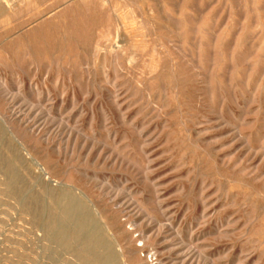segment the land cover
Here are the masks:
<instances>
[{
	"label": "rangeland",
	"instance_id": "374dc122",
	"mask_svg": "<svg viewBox=\"0 0 264 264\" xmlns=\"http://www.w3.org/2000/svg\"><path fill=\"white\" fill-rule=\"evenodd\" d=\"M0 3L3 6L0 9V72L2 71L0 75L7 80L10 86L12 84V88L20 85L27 97L32 95L28 97L31 101L22 100L21 98L17 99L18 104L17 101L12 104L13 109H19L22 106L26 110L28 107L27 111L32 109L33 113L38 114L42 112L41 109L44 106H50L52 103L54 107L53 116H56L58 111H61L65 113L64 116L66 115V118H70L69 122L71 124L75 125L77 121V126L80 128L82 136H89L91 134L90 136L95 137L93 139L94 142L101 139L103 143L100 145L110 152H112V147L119 148L117 146H120L122 148L123 146L122 149L126 153L128 152V155L137 158L135 159L138 162L137 166L140 170L139 172H132L114 167L112 159H109L110 152H107V155L103 156L99 161V155L97 154H99L101 149L97 148V151L95 150L96 153L89 154V150L80 147L76 155L77 163L76 160L74 162L78 169L84 174H88V178L94 181L99 179L97 182H103L102 184L110 183L111 181V188L116 193L117 191L120 192L119 206L126 204L127 206H124L128 208L127 213L131 210L130 215H134L138 211L134 201L129 199L134 196L140 197V199L142 198L141 200L144 203L149 202L152 208L155 204L154 208H161L159 212L156 210V213H158V216L156 214L158 222L152 223L149 220H145L143 229L146 228L145 230L152 232L158 230L161 223L163 227L165 226L160 240H152L148 243L149 245L147 244V248L153 246V244L155 245L153 247L160 248V255L164 261L163 264L171 263V260L172 262L175 261L174 258H176V255L172 253L174 246L178 245V243L185 246L184 248L186 250L192 249V251L196 250L195 252L202 253V256L205 258H216L217 264H236L237 262V264H264V185H262L264 181L261 178H257L258 175L254 169L255 166L262 164V170L260 169L259 172L263 174L264 163H262L259 157H248L247 150L244 148V144L239 136V132L244 130L242 131L243 134L250 135L252 139H256V141L253 140L254 146L261 145L264 142V124H262L264 122V0H256V3L255 0H35V2L34 0L32 2L31 0H23L22 3H19L17 0H0ZM34 4L37 5L34 6ZM187 7L189 13H187L188 11L186 12ZM75 9L77 10L75 11ZM183 9L186 13L183 12ZM179 12L182 13L179 14ZM89 13L91 14L89 15ZM109 13L112 14L110 15ZM174 17H176V20ZM6 19L10 23L5 24L7 22ZM179 22L183 24H179ZM205 23L208 24L206 25ZM150 24L152 25L150 26ZM167 24L171 25L170 27L172 28ZM174 28L175 30H173ZM186 30L188 31L187 33L184 32ZM245 33L248 36L246 34L243 37ZM184 35L186 36L184 37ZM262 36L263 41L261 39ZM186 37L190 38V41L187 40L186 42ZM228 39L229 41H227ZM257 39H261L262 42ZM202 40L203 42L200 46ZM133 41L137 45L134 46ZM215 45L218 47H215ZM221 47L224 51L221 50ZM234 51H236V54H233ZM130 56L131 58H129ZM224 56H226V59ZM202 58L206 64L202 62ZM27 61L29 62L27 63ZM25 67L27 68L25 69ZM198 69L199 72H197ZM209 70L211 71L209 72ZM216 70L219 71L216 72ZM253 70L254 72H252ZM151 71L153 72L151 73ZM159 74L161 77H159ZM217 74L218 76H216ZM195 76L197 77L195 78ZM212 79L213 82H211ZM215 80L218 82L216 83ZM220 80L223 81V89L226 92L223 89L216 88V84L220 83ZM246 80L249 86L247 84L245 85ZM202 81H205V84L201 83ZM175 85L177 88H175ZM255 85H258V88ZM233 87L234 90L232 89ZM111 94L113 97L115 96L114 99ZM117 94H119V97ZM214 95L215 97H213ZM222 97L226 100L222 99ZM27 101H30V104ZM234 102L235 104H233ZM148 103L151 104L149 105ZM211 106L212 108H209ZM40 117L39 119L43 120ZM84 124L85 126H83ZM251 133L257 137H254ZM104 141L108 145L104 144ZM132 142H134V145ZM207 147L208 149H205ZM214 156H217L216 159ZM242 158L243 160H241ZM218 159L221 164L218 162ZM83 161H85V164ZM196 163L198 164L196 165ZM26 167L30 169H26ZM20 171L21 173L25 172L22 175L28 182L33 183L32 185H35L34 181L38 182L39 179L46 182L43 179L44 177H42V173L27 160L20 167ZM50 172L53 179L63 177V171L60 168L51 167ZM201 173L204 174L202 175ZM89 175L91 176L89 177ZM33 176L36 177L32 178ZM202 180L205 181L203 182ZM49 184H53L54 186L56 183L49 182ZM60 188L56 190H60ZM130 191L132 192L130 193ZM252 192H254L253 195L250 194ZM77 195L90 205L93 213L98 218L92 204L88 203L80 193H77ZM126 195L128 199L125 197ZM247 198L249 199L246 200ZM7 199L9 198L0 196V205L2 204L3 206H0V264H26V260H24L25 263H21V260L23 261L25 259L26 250L30 247V244L36 246L37 243L39 248L42 246V243L39 242L41 234L38 231L36 232V230L32 231L33 229H31L32 226L28 220L29 218L19 213V206L17 207V204L12 202L13 200ZM125 200L129 201L125 202ZM255 204L260 207H257ZM116 206L112 207L111 205H107L104 211L106 220L114 227H117L115 210L119 208L118 205ZM16 212L19 214H16ZM27 220L29 222L28 224ZM155 226L157 227L155 228ZM26 228L27 230L25 231L24 229ZM118 230L119 232L117 231L118 233L116 235L119 239H122L121 242L124 241L122 244L126 250L131 247V244L129 243V239L128 241L127 239L123 240V236L121 235L122 230L119 228ZM176 231L177 233H175ZM171 234L177 239L175 241L177 243L171 242V238L173 237H171ZM138 235L139 232L135 233L134 237ZM110 238L113 245H116V241L111 236ZM253 239L254 242L252 241ZM25 240L29 245L25 243ZM16 244L19 245L17 246ZM137 245L142 246L143 243L139 244L138 242ZM253 245L255 246L253 247ZM37 246L36 249H38ZM203 248L206 252H204ZM17 250L21 251L18 252ZM39 251L41 252V249L37 250V252ZM142 256L144 257L145 254H142ZM260 259H263V261ZM129 261L132 260L129 259Z\"/></svg>",
	"mask_w": 264,
	"mask_h": 264
},
{
	"label": "bare ground",
	"instance_id": "6f19581e",
	"mask_svg": "<svg viewBox=\"0 0 264 264\" xmlns=\"http://www.w3.org/2000/svg\"><path fill=\"white\" fill-rule=\"evenodd\" d=\"M19 3H22L23 0H17ZM28 1V0H27ZM87 1V0H86ZM93 1V0H90ZM145 1V0H144ZM189 1V0H188ZM6 2V1H5ZM10 2V1H9ZM14 2V1H13ZM32 2V0H31ZM35 2V0H34ZM67 2V1H65ZM101 2V1H100ZM15 3V2H14ZM26 3V1H25ZM79 3V1H78ZM81 3V2H80ZM94 3V2H93ZM102 3V2H101ZM104 3V2H103ZM182 3V2H181ZM254 3V1H253ZM256 3V0H255ZM10 4V3H9ZM68 4V3H67ZM90 4V3H89ZM187 4V3H186ZM189 4V3H188ZM6 5V4H5ZM11 5V4H10ZM9 5V6H10ZM13 5V4H12ZM37 4H34V6ZM73 5V4H72ZM78 5V4H77ZM86 5V4H85ZM94 5V4H93ZM166 5V4H165ZM164 5V6H165ZM16 6V5H15ZM18 6V5H17ZM20 6V5H19ZM181 6V4H180ZM2 4L0 3V9H1ZM8 7V6H7ZM12 7V6H10ZM21 7V6H20ZM83 7V6H82ZM94 7V6H93ZM107 7V5H106ZM116 7V6H115ZM119 7V5H118ZM166 7V6H165ZM177 7V6H176ZM13 8V7H12ZM28 8V7H27ZM31 8L34 9L33 6ZM72 9V7H70ZM101 8V7H100ZM109 9H111L108 6ZM148 8V7H147ZM180 8V7H179ZM5 9V8H4ZM23 9V8H22ZM78 9V8H77ZM75 9V11L77 10ZM97 9V8H96ZM115 9V8H114ZM122 9V8H120ZM163 9V8H162ZM178 9V8H176ZM9 10V9H8ZM35 10V9H34ZM79 10V9H78ZM84 10V9H83ZM91 10V9H90ZM95 10V9H94ZM100 11V9H98ZM105 10V9H104ZM103 10V11H104ZM152 10V9H151ZM175 10V9H174ZM186 10V9H185ZM11 11V10H10ZM20 11V10H19ZM24 11V10H23ZM28 11V10H27ZM33 11V10H32ZM66 11V10H65ZM71 11V10H70ZM74 11V12H75ZM86 11V10H85ZM84 11V12H85ZM96 11V10H95ZM123 11V10H122ZM119 11V12H122ZM154 11V10H153ZM176 11V10H175ZM188 11V7L186 12ZM22 12V11H21ZM30 12V11H29ZM64 12V11H63ZM68 12V11H67ZM102 12V11H101ZM110 12V11H109ZM134 12V11H133ZM177 12V11H176ZM184 12V9H183ZM184 12V13H186ZM4 13V12H3ZM12 13V11H11ZM31 13V12H30ZM59 13V12H58ZM66 13V12H65ZM73 13V12H72ZM78 13V12H77ZM86 13V12H85ZM104 13V12H103ZM124 13V12H123ZM122 13V14H123ZM143 13V12H142ZM162 13V12H161ZM164 13V12H163ZM169 14V12L167 11ZM173 13V11H172ZM182 12H179V14ZM189 13V11L187 12ZM2 14V13H1ZM18 14V13H17ZM34 14V13H33ZM36 14V13H35ZM38 14V12H37ZM80 14V13H79ZM91 13H89L90 15ZM110 14V13H109ZM112 14V13H111ZM110 14V15H111ZM127 14V13H126ZM135 14V13H134ZM153 14V12H152ZM9 15V14H7ZM15 15V14H14ZM82 15V12H81ZM84 15V14H83ZM93 15V14H92ZM108 15V14H107ZM109 15V16H110ZM150 15V14H149ZM190 15V14H187ZM260 15V14H259ZM4 16V15H3ZM16 16V15H15ZM36 16V15H35ZM43 16V15H42ZM67 16V15H66ZM71 16V15H70ZM97 16V14H96ZM136 16V15H135ZM153 16V15H152ZM183 16V15H182ZM212 16V15H211ZM6 17V16H5ZM8 17V16H7ZM88 17V16H87ZM140 17V16H139ZM168 17V16H167ZM166 17V18H167ZM189 17V16H188ZM187 17V18H188ZM14 18V17H13ZM113 18V17H112ZM170 18V17H169ZM173 18V16H172ZM176 20V17H174ZM45 19V18H43ZM108 19V18H107ZM138 19V18H137ZM155 19V18H154ZM179 19H181L179 17ZM186 19V17H185ZM184 19V20H185ZM196 19V18H195ZM194 19V20H195ZM5 20V19H4ZM7 20V19H6ZM91 20V17H90ZM112 20V19H111ZM135 20V19H134ZM146 20V19H145ZM156 20V19H155ZM7 20V23H10V21ZM108 21V20H107ZM142 21V20H141ZM151 21V20H150ZM160 21V20H159ZM172 21V20H170ZM187 21V20H185ZM208 21V20H207ZM210 21V20H209ZM84 22V21H83ZM90 22V21H89ZM96 22V21H95ZM143 22V21H142ZM141 22V23H142ZM174 22V20H173ZM189 22V21H187ZM191 22V21H190ZM4 23V22H3ZM112 23V22H111ZM119 23V22H118ZM128 23H130L128 21ZM145 23V22H144ZM154 23V22H153ZM170 23V22H169ZM122 24V23H121ZM179 24H183L179 22ZM197 24V23H196ZM206 24V23H205ZM208 24V23H207ZM206 24V25H207ZM112 25V24H111ZM129 25V24H128ZM134 25V24H133ZM138 25V24H136ZM147 25V22H146ZM152 24H150L151 26ZM156 25V24H155ZM164 25V24H163ZM168 25V24H167ZM231 25V24H230ZM10 26V25H9ZM8 26V27H9ZM123 26V25H122ZM130 26V25H129ZM160 26V25H159ZM169 27L171 25H168ZM245 26V25H243ZM248 26V25H247ZM250 26V25H249ZM36 27V25H35ZM110 27V26H109ZM168 27V28H169ZM185 27V26H184ZM188 27V26H187ZM191 27V26H190ZM198 27V26H197ZM3 28V27H2ZM119 28V26H118ZM125 28V27H124ZM128 28V27H127ZM130 28V27H129ZM134 28V27H132ZM139 28V27H138ZM137 28V29H138ZM145 28V27H144ZM164 28V27H163ZM172 28V27H170ZM203 28V27H202ZM247 28V27H246ZM37 29V27H36ZM115 29V28H113ZM146 29V28H145ZM156 29V28H155ZM160 29V28H159ZM185 29V28H184ZM187 29V28H186ZM192 29V28H190ZM208 29V28H206ZM215 29V28H213ZM233 29V28H232ZM235 29V27H234ZM233 29V32H234ZM22 30V29H20ZM120 30V29H119ZM118 30V31H119ZM134 30V29H133ZM149 30V29H148ZM157 30V29H156ZM172 30V29H171ZM175 30V28L173 29ZM182 30V29H181ZM194 30V29H193ZM203 30V29H202ZM18 31V30H17ZM38 31V30H37ZM108 31V30H107ZM110 31V30H109ZM126 31V30H125ZM130 31V30H129ZM140 31V29H139ZM153 31V30H152ZM183 31V30H182ZM198 31V30H197ZM196 31V33H197ZM207 31V30H206ZM250 31V30H249ZM112 32V30H111ZM121 32V31H120ZM136 32V30H135ZM169 32V31H168ZM184 32H188L187 30ZM181 32V33H184ZM209 32V31H208ZM212 32V31H210ZM226 32V31H225ZM40 33V32H39ZM119 33V32H118ZM177 33V32H176ZM192 33V32H191ZM220 33V32H219ZM227 33V32H226ZM105 34V33H104ZM124 34V33H123ZM127 34V33H126ZM131 34V32H130ZM149 34V33H147ZM172 34V33H171ZM193 34V33H192ZM202 34V33H201ZM218 34V33H217ZM238 34V33H237ZM243 35V37L246 36ZM15 35V34H13ZM102 35V34H101ZM121 35V34H120ZM128 35V34H127ZM135 35V34H134ZM174 35V34H173ZM176 35V34H175ZM183 35V34H181ZM188 35V34H187ZM210 35V34H208ZM216 35V34H215ZM222 35V34H220ZM219 35V37H220ZM227 35V34H226ZM12 36V35H11ZM28 36V35H27ZM126 36V35H125ZM132 36V35H131ZM139 36V35H138ZM164 36V35H163ZM167 36V34H166ZM186 35H184L185 37ZM190 36V35H189ZM201 36V35H200ZM248 36V34H247ZM99 37V36H98ZM101 37V36H100ZM117 37V35H116ZM124 37V36H121ZM145 37H147L145 35ZM172 37V35H171ZM178 37V36H177ZM196 37V36H195ZM210 37V36H209ZM229 37V36H228ZM239 37V36H238ZM242 37V38H243ZM34 38V37H33ZM141 38V37H140ZM187 38V37H186ZM201 38V37H200ZM216 38V37H215ZM214 38V39H215ZM232 38V36H231ZM24 39V38H23ZM37 39V38H36ZM35 39V40H36ZM119 39V38H118ZM173 39V38H172ZM184 39V38H183ZM182 39V40H183ZM234 39V38H232ZM262 41H263V36H262ZM261 39H257L260 40ZM43 40V39H42ZM98 40V39H97ZM103 40V39H102ZM143 41V39H141ZM190 41V38L186 39ZM211 40V39H210ZM244 40V38H243ZM249 40V39H247ZM14 41V40H13ZM24 42V40H22ZM107 41V40H106ZM197 41V40H196ZM225 42V40H223ZM229 41V39L227 40ZM246 41V40H245ZM261 41V42H262ZM30 42V41H29ZM34 42V41H33ZM95 42V41H94ZM100 42V41H98ZM113 42V41H112ZM134 42V41H133ZM139 42V41H138ZM137 42V43H138ZM145 42V41H144ZM193 42V41H192ZM203 40L200 42V46L202 45ZM215 42V41H214ZM244 42V41H243ZM111 43V42H110ZM213 43V42H212ZM255 43V42H254ZM99 44V43H98ZM140 44V43H139ZM187 44V43H186ZM199 44V43H198ZM243 44V43H242ZM21 45V44H20ZM26 45V44H25ZM110 45V44H109ZM137 45L134 42V46ZM175 45V44H174ZM197 45V43H196ZM218 45V44H217ZM215 45V47H218ZM225 45V44H224ZM230 45V43H229ZM241 45V44H240ZM253 45V44H252ZM24 46V45H23ZM94 46V45H93ZM92 46V47H93ZM222 46V45H221ZM231 46V45H230ZM234 46V45H233ZM17 47V46H16ZM34 47V46H33ZM98 47V46H97ZM141 47V46H140ZM144 47V46H143ZM199 47V46H198ZM26 48V47H25ZM119 48V47H118ZM232 48V47H230ZM41 49V48H40ZM96 49V48H95ZM101 49V48H100ZM206 49V48H205ZM22 50V49H21ZM25 50V49H24ZM111 50V49H110ZM113 50V49H112ZM120 50V49H119ZM134 50V49H133ZM197 50V49H196ZM213 50V49H212ZM221 50L224 51L221 47ZM252 50V49H251ZM249 50V51H251ZM27 51V50H26ZM30 51V50H28ZM121 51V50H120ZM124 51V50H123ZM232 51V50H231ZM240 51V50H239ZM238 51V52H239ZM245 51V50H244ZM14 52V51H13ZM42 52V51H41ZM110 52V51H109ZM192 52V51H191ZM214 52V51H213ZM29 53V52H27ZM32 53V52H31ZM96 53V52H95ZM118 53V52H117ZM120 53V52H119ZM123 53V52H122ZM160 53V52H159ZM199 53V52H198ZM222 53V52H218ZM224 53V52H223ZM246 53V52H245ZM252 53V52H251ZM18 54V53H17ZM155 54V53H154ZM233 54H236V51L233 52ZM241 54V53H240ZM248 54V53H247ZM250 54V52H249ZM28 55V54H27ZM26 55V56H27ZM97 55V54H96ZM99 55V54H98ZM121 56V54H119ZM157 56V54H155ZM160 55V54H159ZM214 55V54H213ZM223 55V54H222ZM230 55V54H229ZM124 56V55H123ZM161 56V55H160ZM197 56V55H196ZM203 56V55H202ZM231 56V55H230ZM2 57V56H1ZM153 57V56H152ZM181 57V56H180ZM226 56H224L225 58ZM234 57V56H233ZM244 57V56H243ZM247 57V56H246ZM251 57V56H249ZM256 57V56H255ZM27 58V57H26ZM31 58V55H30ZM41 58V57H40ZM114 58V57H113ZM125 58V57H124ZM131 58V56L129 57ZM161 58V57H159ZM198 58V57H197ZM196 58V59H197ZM231 58V57H230ZM235 58V57H234ZM241 58V57H240ZM248 58V57H247ZM246 58V59H247ZM32 59V58H31ZM45 59V58H44ZM119 59V58H118ZM158 59V58H157ZM226 59V58H225ZM17 60V59H16ZM28 60V58H27ZM58 60V59H57ZM129 61V59H127ZM126 60V61H127ZM152 60V59H151ZM155 60V59H154ZM224 60V59H223ZM232 60V58H231ZM230 60V61H231ZM48 61V60H47ZM159 61V60H158ZM157 61V62H158ZM208 61V60H207ZM234 61V60H233ZM256 61V60H255ZM22 62V61H21ZM29 61H27L28 63ZM55 62V61H54ZM53 62V63H54ZM69 62V61H68ZM153 62V61H152ZM162 62V61H160ZM194 62V61H193ZM202 62H204L202 58ZM212 62V61H211ZM216 62V61H215ZM218 62V61H217ZM24 63V62H23ZM22 63V64H23ZM71 63V62H70ZM164 63V62H163ZM190 63V62H189ZM221 63H223L221 61ZM226 63V61H224ZM232 63V62H231ZM41 64V63H40ZM46 64V63H45ZM206 64V63H205ZM204 64V65H205ZM213 64V63H212ZM216 64V63H215ZM214 64V65H215ZM239 64V63H238ZM251 64V63H249ZM31 65V63H30ZM35 65V64H34ZM48 65V63H47ZM58 65V64H57ZM61 65V64H59ZM149 65V64H148ZM155 65V64H153ZM160 65V64H159ZM162 65V64H161ZM195 65V62H194ZM202 65V64H201ZM232 65V64H231ZM235 65V64H234ZM1 66V63H0ZM7 66V65H6ZM20 66V65H19ZM33 66V64H32ZM44 66V64H43ZM53 66V65H52ZM73 66V65H72ZM102 66V65H101ZM165 66V65H164ZM207 66V65H206ZM205 66V67H206ZM218 66V64H217ZM4 67V65H3ZM21 67V66H20ZM45 67V66H44ZM50 67V65H49ZM57 67V66H56ZM74 67V66H73ZM155 67V66H154ZM153 67V69H155ZM166 67V66H165ZM164 67V68H165ZM184 67V66H183ZM186 67V65H185ZM188 67V66H187ZM195 67V66H194ZM199 67V66H197ZM202 67V66H201ZM213 67V66H212ZM230 67V66H229ZM246 67V66H245ZM253 67V66H252ZM16 68V67H15ZM27 67H25L26 69ZM149 68V67H148ZM163 68V67H162ZM190 68V67H189ZM211 68V67H210ZM232 68V67H231ZM249 68V67H248ZM29 69V67H28ZM32 69V68H31ZM151 69V68H150ZM166 69V68H165ZM186 69V68H185ZM192 69V68H191ZM217 69V68H216ZM229 69V68H228ZM238 69V68H237ZM24 70V69H23ZM66 70V69H65ZM152 70V69H151ZM201 70V69H200ZM215 70V69H214ZM21 71V69H20ZM67 71V70H66ZM158 71V69H157ZM211 70H209L210 72ZM219 71V70H218ZM216 70V72H218ZM234 71V70H233ZM2 72V71H1ZM0 72V74H1ZM14 72V71H13ZM31 72V71H30ZM153 71H151L152 73ZM168 73V71H166ZM193 72V70H192ZM191 72V73H192ZM199 72V69L198 71ZM247 72V69H246ZM254 72V70L252 71ZM261 72V71H260ZM263 72V71H262ZM155 73V72H154ZM170 73V72H169ZM172 73V72H171ZM174 73V72H173ZM202 74V72H200ZM230 73V72H229ZM228 73V74H229ZM248 73V72H247ZM9 74V73H8ZM27 74V73H26ZM29 74V73H28ZM194 74V73H193ZM198 74V73H197ZM209 74V73H208ZM221 74V72H220ZM219 74V75H220ZM235 74V73H232ZM262 74V73H261ZM16 75V74H15ZM160 75V74H159ZM184 75V74H183ZM204 75V74H203ZM213 75V74H212ZM247 75V74H246ZM28 76V75H27ZM31 76V75H30ZM33 76V75H32ZM109 76V75H108ZM167 76V75H166ZM182 76V75H181ZM205 76V75H204ZM218 76V74L216 75ZM230 76V75H229ZM259 76V75H258ZM63 77V76H62ZM152 77V76H151ZM154 77V76H153ZM161 77V75L159 76ZM178 77V76H177ZM197 76H195L196 78ZM208 77V76H207ZM9 78V77H8ZM14 78V77H13ZM23 78V77H22ZM173 78V77H172ZM205 78V77H204ZM213 78V76H212ZM218 78V77H217ZM245 78V77H243ZM242 78V79H243ZM250 78V77H249ZM20 79V78H19ZM18 79V80H19ZM70 79V78H69ZM119 79V78H118ZM158 79V78H157ZM179 79V78H178ZM177 79V80H178ZM183 79V78H182ZM193 79V78H192ZM201 79V77H200ZM259 79V78H258ZM261 79V77H260ZM259 79V80H260ZM14 80V79H13ZM31 80V79H30ZM104 80V79H103ZM108 80V79H107ZM113 80V79H111ZM117 80V79H116ZM176 80V79H175ZM204 80V79H203ZM106 81V80H105ZM163 81V80H162ZM165 81V79H164ZM172 81V80H171ZM179 81V80H178ZM245 81V80H244ZM250 81V80H249ZM248 81V82H249ZM258 81V80H257ZM13 82V81H12ZM26 82V81H25ZM24 82V83H25ZM109 82V81H108ZM205 82V81H204ZM203 81L201 83H204ZM213 82V79L212 81ZM216 82V80H215ZM218 82V81H217ZM216 82V83H217ZM230 82V80H229ZM228 82V84H229ZM233 82V81H231ZM243 82V81H242ZM260 82V81H259ZM16 83V82H14ZM23 83V84H24ZM32 83V81H31ZM30 83V84H31ZM117 83V82H116ZM158 83V82H157ZM165 83V82H164ZM171 83V82H170ZM207 83V82H206ZM225 83V82H224ZM237 83V82H236ZM245 83V82H244ZM18 84V82H17ZM22 84V85H23ZM123 84V83H122ZM179 84V82H178ZM205 84V83H204ZM203 84V85H204ZM247 84V80L245 85ZM14 85V84H13ZM25 85V84H24ZM32 85V84H31ZM202 85V86H203ZM208 85V84H207ZM210 85V84H209ZM218 89H223V81L220 80V83L216 84ZM214 85V86H216ZM249 86V84H247ZM12 86V84H11ZM7 80L0 75V196H4L9 198L10 200H13L12 202H15L17 204V207L19 206V213L23 216H26V218H29L28 220L30 221L31 224V229L32 231L36 230L38 231L39 234H41V239L39 242L42 243V246L39 248L37 246L38 241H36V246L38 249H41V252H37L38 249H36V246L31 245L30 247L26 250L27 253L25 255V259L23 261L21 260V263L26 260V264H163V257L160 255V248L153 247V246L147 248V244L152 241V240H157L159 241L160 238L163 235V225L161 223L158 224L159 229L156 231L149 232L145 229H143V223L145 220H149L152 223H157V217L158 213H156V210L159 212V208H152L151 204L149 202H142V198L140 197H133L129 198L130 200L132 199L134 203L136 204V207L138 211L134 215H130L128 212L127 213V207L125 208L124 205L126 204H121L119 206V191L117 193L111 188V181L110 183L102 184L98 183L97 181L99 180H92L88 178V174H84L80 169L75 164V160L77 152L80 147L82 149H87L89 150V154H93L97 148L101 149L99 152V161L100 159L107 155L108 151L105 147H102L100 144H102V140H98L97 142H94L93 139L95 137L92 136H82L80 133V128L77 126V121L75 122V125L71 124L69 121L70 118H67L64 116L65 113L58 111L56 116H53V111L54 107L51 105L49 106H44L43 109H41L42 112L36 114L33 113L32 109H28L29 111L23 109V107H19V109H13L14 107L12 104H14L17 99L21 98L22 100H30L22 90V86H15L12 88ZM30 86V85H29ZM67 86V84H66ZM161 86V85H160ZM213 86V85H212ZM230 86V85H229ZM256 86V85H255ZM258 86V85H257ZM256 86V88H258ZM114 87V85H113ZM119 87V86H117ZM147 87V86H146ZM163 87V86H162ZM198 87V86H197ZM200 87V86H199ZM207 87V86H206ZM263 87V86H262ZM116 88V87H115ZM121 88V87H120ZM175 88L177 86L175 85ZM214 88V87H213ZM215 88V90H216ZM231 88V87H230ZM250 88V87H249ZM38 89V88H37ZM36 89V90H37ZM128 89V88H127ZM165 89V88H164ZM234 90V87L232 88ZM263 89V88H262ZM28 90V89H27ZM213 90V89H212ZM211 90V91H212ZM214 90V91H215ZM224 90V89H223ZM35 91V90H34ZM114 91V90H113ZM167 91V90H166ZM205 91V90H203ZM213 91V92H214ZM226 92V90H224ZM243 91V90H242ZM241 92V91H240ZM239 92V93H240ZM121 93V92H120ZM253 93V92H252ZM255 93V92H254ZM52 94V93H51ZM212 94V93H210ZM216 95V93H214ZM241 94V93H240ZM112 95V94H111ZM119 94H117L118 96ZM147 95V94H146ZM177 95V94H176ZM202 95V93H201ZM215 95L213 97H215ZM227 95V93H226ZM251 95V94H249ZM32 96V95H31ZM30 96V97H31ZM45 96V95H44ZM49 96V95H48ZM131 96V95H130ZM205 96V95H204ZM203 96V97H204ZM210 96V95H209ZM212 96V95H211ZM228 96V95H227ZM46 97V96H45ZM113 97V95H112ZM115 97V96H114ZM113 97V99H114ZM119 97V96H118ZM199 97V96H198ZM202 97V96H200ZM221 97V93H220ZM224 97V96H223ZM222 97V99H224ZM230 97V96H229ZM235 97V96H233ZM255 97V96H254ZM262 97V96H261ZM40 98V97H39ZM38 98V99H39ZM43 99V97H41ZM48 98V97H47ZM176 98V97H175ZM211 98V97H210ZM116 99V98H115ZM221 99V100H222ZM228 99V98H227ZM230 99H232L230 97ZM229 99V100H230ZM236 99V97H235ZM258 99V98H257ZM33 100V99H32ZM49 100V99H48ZM47 100V101H48ZM139 100V99H138ZM200 100V99H199ZM212 100V99H211ZM226 100V99H224ZM249 100V99H248ZM264 100V98H263ZM30 101H27L28 103ZM34 101V100H33ZM32 101V102H33ZM40 101V100H39ZM55 101V100H54ZM116 101V100H115ZM124 101V100H123ZM232 101V100H231ZM253 101V100H252ZM261 101V100H260ZM20 102V101H19ZM23 102V101H22ZM26 102V103H27ZM35 102V101H34ZM151 102V101H150ZM167 102V101H166ZM233 102V101H232ZM248 102V101H247ZM257 102V101H256ZM55 103V102H53ZM66 103V102H65ZM205 103V102H202ZM212 103V102H211ZM238 103V102H237ZM252 103V102H251ZM18 104V101H17ZM30 104V103H29ZM33 104V103H32ZM48 104V103H47ZM46 104V105H47ZM149 104V103H148ZM151 104V103H150ZM149 104V105H150ZM235 104V102L233 103ZM248 104V103H247ZM254 104V103H253ZM21 105V104H20ZM57 105V104H56ZM55 105V106H56ZM133 105V104H132ZM213 105V104H212ZM24 106V104H23ZM27 106V104H26ZM205 106V105H204ZM25 107V106H24ZM37 107V106H36ZM40 107V106H38ZM72 107V106H71ZM101 107V106H100ZM154 107V106H153ZM152 107V108H153ZM162 107V106H161ZM206 107V106H205ZM220 107V106H219ZM225 107V106H224ZM239 107V106H238ZM35 108V107H34ZM33 108V109H34ZM166 108V107H165ZM164 108V109H165ZM174 108V107H173ZM209 108H212L209 107ZM222 108V107H221ZM227 108V107H226ZM249 108V107H248ZM102 109V108H101ZM155 109V108H153ZM162 109V110H164ZM241 109V108H240ZM35 110V109H34ZM71 110V109H70ZM103 110V109H102ZM174 110V109H173ZM206 110V109H205ZM216 110V109H215ZM225 110V109H224ZM37 111H39L37 109ZM157 112V110H155ZM154 111V112H155ZM209 111V110H208ZM214 111V110H213ZM220 111V110H219ZM35 112V111H34ZM56 112V111H55ZM74 112V111H73ZM152 112V110H151ZM150 112V113H151ZM160 113V111H158ZM211 112V111H210ZM209 112V113H210ZM218 112V111H216ZM212 113V112H211ZM233 113V112H232ZM44 114V115H43ZM223 114V113H221ZM43 115V116H41ZM55 115V114H54ZM233 115V114H232ZM42 117L43 120H40L39 117ZM68 116V115H67ZM80 116V115H79ZM135 116V115H134ZM158 116V115H157ZM207 116V115H206ZM205 116V117H206ZM213 116V115H212ZM215 116V115H214ZM218 116V115H217ZM221 116V115H220ZM223 116V115H222ZM263 116V115H262ZM40 117V118H41ZM76 117V116H75ZM78 117V116H77ZM122 117V116H121ZM208 117V116H207ZM225 117V116H224ZM153 118V117H152ZM211 118V117H210ZM221 119L220 117H218ZM230 118V116H228ZM235 118V117H234ZM244 118V117H243ZM84 119V117H83ZM124 119V118H122ZM132 119V118H131ZM226 119V118H225ZM238 119V118H237ZM74 120V119H73ZM105 120V119H104ZM109 120V119H108ZM129 120V119H128ZM166 120V119H165ZM223 120V119H222ZM227 120V119H226ZM234 121L235 119L232 118ZM230 120V121H232ZM41 121V123H39ZM210 121V120H209ZM219 121V120H218ZM245 121H247L245 119ZM97 122V121H96ZM126 122V121H125ZM236 122V120H235ZM74 123V122H73ZM80 123V122H79ZM84 123V122H83ZM88 123V122H87ZM231 123V122H230ZM256 123V121H255ZM103 124V123H102ZM112 124V123H109ZM133 124V123H132ZM199 124V123H198ZM224 124V123H223ZM234 124V123H233ZM238 124V123H237ZM240 124V123H239ZM242 124V123H241ZM245 124V123H244ZM264 124V122H262ZM130 125V124H128ZM80 126V125H79ZM85 126V124L83 125ZM96 126V123H95ZM132 126V125H131ZM236 126V125H235ZM261 126V125H259ZM82 127V126H81ZM101 127V126H100ZM237 127V126H236ZM256 127V126H255ZM264 127V126H263ZM262 127V128H263ZM88 128V127H87ZM106 128V127H105ZM215 128V127H214ZM240 128V127H239ZM89 129V128H88ZM94 130V128H92ZM244 129V128H243ZM110 130V129H109ZM134 130V128H133ZM137 130V129H136ZM240 130V129H239ZM260 130V129H259ZM263 130V129H261ZM105 131V129H104ZM140 131V130H139ZM244 131V130H242ZM242 131L239 132V136L241 138L242 143L244 144V148L247 150L248 157H254L257 158L259 157L264 163V142H262L261 145L254 146L253 145V140L256 141V139H252V136L243 134ZM253 131V129H252ZM251 131V132H252ZM255 131V130H254ZM92 132V130H91ZM108 132V131H107ZM116 132V131H115ZM132 132V131H131ZM134 132V131H133ZM175 132V131H174ZM97 133V132H96ZM126 133V132H124ZM250 133V132H249ZM111 134V133H110ZM159 134V133H158ZM226 134V133H225ZM252 134V133H251ZM98 135V134H97ZM100 135V134H99ZM114 135V134H113ZM253 135V134H252ZM104 136V135H103ZM190 136V135H189ZM254 137L256 135H253ZM114 137V136H113ZM112 137V138H113ZM257 137V136H256ZM264 137V136H263ZM262 137V138H263ZM119 138V137H118ZM125 138V136H123ZM239 138V137H238ZM261 138V139H262ZM126 139V138H125ZM200 139V138H199ZM154 140V139H153ZM195 140V139H194ZM260 140V138H259ZM114 141V140H113ZM121 141V140H120ZM209 141V140H208ZM195 142V141H194ZM116 143V142H114ZM134 145V142H132ZM17 146H16V145ZM81 144H83L81 146ZM104 144L105 141H104ZM130 144V143H129ZM108 145V144H106ZM117 145V144H116ZM138 145V143H137ZM195 145V144H194ZM104 146V145H103ZM119 148H114L110 147L112 152H110L109 159H112L113 161V166L117 167L122 170H127V171H132V172H139V167L137 158L135 159L134 157L128 155L125 150H123L120 146H117ZM125 147V146H124ZM200 147V146H199ZM206 147V146H205ZM241 147V146H240ZM121 148V149H120ZM130 148V147H128ZM127 149V148H126ZM205 149H208L205 148ZM210 149V148H209ZM135 150V148H134ZM171 150V149H170ZM200 150V149H199ZM97 151V150H96ZM129 151V150H128ZM133 151V150H132ZM140 151V150H138ZM137 151V152H138ZM164 151V150H163ZM194 151V150H193ZM203 151V150H201ZM210 151V150H209ZM136 152V153H137ZM212 152V151H211ZM96 153V152H95ZM135 153V152H133ZM132 153V155H133ZM141 153V151H140ZM246 153V154H247ZM80 154V153H79ZM210 154V153H208ZM232 154V153H231ZM138 155V154H137ZM136 155V156H137ZM139 156V155H138ZM137 156V157H138ZM89 157V156H88ZM215 157V156H214ZM217 157V156H216ZM215 157V159H216ZM225 157V155H224ZM141 158V157H140ZM232 158V157H231ZM238 158V157H237ZM236 158V159H237ZM105 159V158H104ZM103 159V160H104ZM139 159V158H138ZM235 159V158H234ZM239 159V158H238ZM25 160H27L31 165L36 167L41 173L43 179L46 180L43 181L39 179V181L36 179L35 185H32L33 183L28 182L20 171V167L23 166ZM84 160V158H83ZM102 160V161H103ZM141 160V159H139ZM243 160V158L241 159ZM231 161V160H230ZM228 161V162H230ZM239 161V160H238ZM89 162V161H87ZM201 162V160H200ZM219 162V159H218ZM217 162V163H218ZM232 162V161H231ZM230 162V163H231ZM27 163V162H26ZM77 163V160H76ZM80 163V162H79ZM85 164V161H83ZM101 163V162H100ZM143 163V162H142ZM141 163V164H142ZM220 163V162H219ZM257 163V162H256ZM92 164V163H91ZM198 163H196L197 165ZM200 164V163H199ZM221 164V163H220ZM27 165V164H26ZM25 165V166H26ZM143 165V164H142ZM195 165V166H196ZM232 165V164H231ZM239 165V164H238ZM257 165V164H256ZM262 165V164H261ZM261 165H257L254 167L255 171L257 172V178H261L264 181V173H260ZM81 166V164H80ZM99 166V165H98ZM144 166V165H143ZM146 166V165H145ZM194 166V167H195ZM199 166V165H198ZM218 166V165H217ZM230 166V165H229ZM252 166V165H251ZM51 167L55 168H60L61 171H63V177L59 179H53L52 174L50 172ZM83 167V165H82ZM222 167V166H221ZM232 167V166H231ZM242 167V166H241ZM246 167V166H245ZM250 168V166H248ZM88 168V167H85ZM90 168V167H89ZM88 168V169H89ZM143 169L142 167H140ZM197 168V167H196ZM196 168H194L196 170ZM220 168V167H219ZM240 168V167H239ZM26 169H30L27 168ZM83 169V168H82ZM145 169V168H144ZM172 169V168H171ZM193 169V170H194ZM221 169V168H220ZM226 169V168H225ZM244 169V168H243ZM247 169V168H246ZM253 169V170H254ZM35 170V169H34ZM199 170V169H198ZM237 170V169H236ZM240 170V169H239ZM238 170V171H239ZM262 170V169H261ZM145 171V170H143ZM200 171V170H199ZM23 172V169H22ZM31 172V171H30ZM33 172V171H32ZM39 172V173H40ZM92 172V171H91ZM90 172V173H91ZM198 172V171H197ZM201 172V171H200ZM234 172V171H233ZM244 172V171H243ZM36 173V172H35ZM33 173V174H35ZM37 173V174H39ZM40 173V174H41ZM86 173V172H85ZM88 173V172H87ZM96 173V172H95ZM144 173V172H143ZM32 174V173H30ZM36 174V175H37ZM114 174H116L114 172ZM197 174V173H196ZM202 174V173H201ZM204 174V173H203ZM202 174V175H203ZM240 174V173H239ZM242 174V173H241ZM251 174V173H250ZM98 175V174H96ZM198 175V174H197ZM201 175V176H202ZM32 176V175H30ZM91 175H89L90 177ZM99 176V175H98ZM124 176V175H123ZM200 176V175H199ZM246 176V175H245ZM251 176V175H250ZM36 176H33L32 178H35ZM102 177V176H100ZM143 177V176H142ZM193 177V176H191ZM38 178V177H37ZM99 178V177H98ZM123 178V177H122ZM128 178V177H127ZM205 178V177H203ZM253 178V177H252ZM94 179V178H93ZM110 179V178H109ZM114 179V178H113ZM147 179V178H146ZM202 179V178H201ZM206 179V178H205ZM240 179V178H239ZM256 179V178H255ZM253 179V180H255ZM129 180V179H128ZM234 180V179H233ZM246 180V179H245ZM116 181V180H115ZM121 181V180H120ZM124 181V180H123ZM203 181V180H202ZM205 181V180H204ZM203 181V182H204ZM236 181V180H235ZM239 181V180H238ZM33 182V181H32ZM52 182H55L56 184L53 186V184H49ZM101 182V181H100ZM113 182V180H112ZM117 183V182H116ZM180 183V182H179ZM202 183V182H201ZM242 183V182H241ZM257 183V182H256ZM115 184V183H114ZM248 184V183H247ZM250 184V183H249ZM118 185V184H117ZM121 185V183H120ZM154 185V184H153ZM264 185V184H262ZM116 186V185H115ZM62 189H61V188ZM121 187V186H120ZM119 187V188H120ZM126 187V185H125ZM221 187V186H220ZM223 187V186H222ZM264 187V186H263ZM57 188H60V190H56ZM123 188V187H122ZM130 188V187H129ZM179 188V187H178ZM139 189V188H138ZM154 189V188H153ZM122 190V189H121ZM120 190V191H121ZM128 190V189H127ZM134 190V189H133ZM124 190H122L123 192ZM155 191V190H154ZM115 192V193H114ZM121 192V193H122ZM127 192V191H126ZM132 191H130L131 193ZM77 193H80L88 203L92 204L96 215L98 218L95 216L93 213V210L90 208V205H88L83 199H81ZM125 193V191L123 192ZM140 193V192H139ZM156 193V191H155ZM154 193V195H155ZM223 193V192H222ZM254 192L250 193L253 195ZM257 193V192H256ZM126 194V193H125ZM123 194V195H125ZM137 194V192H136ZM249 194V195H250ZM129 195V194H127ZM127 197L128 199V196ZM235 195V194H234ZM262 195V193H261ZM148 196V195H147ZM156 196V195H155ZM227 196V195H226ZM124 197V198H125ZM145 197V196H144ZM3 198V197H2ZM155 198V197H154ZM158 198V197H157ZM156 198V199H157ZM250 198V197H249ZM247 198L246 200H248ZM258 198V197H257ZM7 199V200H9ZM151 199V198H150ZM160 199V198H159ZM226 199V198H225ZM230 199V198H229ZM252 199V198H251ZM141 200V201H140ZM237 200V199H236ZM262 200V199H261ZM129 201V200H128ZM125 200V202H128ZM165 202V201H164ZM6 203V202H5ZM233 203V202H232ZM255 203V202H254ZM133 204V202H132ZM235 204V202H234ZM244 204V202H243ZM242 204V205H243ZM248 204V203H247ZM246 204V205H247ZM251 204H253L251 202ZM257 204V203H256ZM255 204V205H256ZM4 205V204H3ZM111 205L112 207H115L116 205L119 206L118 209L115 210V219H116V224L119 229L122 231V236L123 240L129 239V243L131 244V247L128 249H124L123 244L119 237L116 235L119 230L117 227H114L113 225L111 226L108 221L106 220L104 216V211L106 210V206ZM131 205V204H130ZM262 205V204H261ZM2 206V204L0 205ZM15 206V205H14ZM127 206V205H126ZM241 206V205H240ZM257 206V205H256ZM255 206V208H256ZM3 207V206H2ZM13 207V206H12ZM117 207V206H116ZM132 207V206H131ZM242 207V206H241ZM260 207V206H257ZM262 207V206H261ZM1 208V207H0ZM130 208V207H129ZM245 208V206H244ZM263 208V207H262ZM14 209V208H13ZM108 209V208H107ZM164 209V208H163ZM247 209V208H246ZM252 209V208H251ZM260 209V208H259ZM14 210V211H17ZM153 210V211H152ZM261 210V209H260ZM4 211V210H3ZM13 211V213H15ZM134 211V210H132ZM136 211V209H135ZM247 211V210H246ZM256 211V210H255ZM258 211V210H257ZM263 211V210H262ZM7 212V211H6ZM5 212V213H6ZM109 212V211H108ZM248 212V211H247ZM264 212V211H263ZM18 212H16L17 214ZM18 213V214H19ZM162 213V212H161ZM246 213V212H245ZM250 213V212H249ZM9 214V212H8ZM11 214V213H10ZM15 214V215H16ZM110 214V213H109ZM160 214V213H159ZM248 214V213H247ZM251 214V213H250ZM168 215V214H167ZM205 215V214H204ZM256 215V214H255ZM161 216V214H160ZM183 216V215H182ZM206 216V215H205ZM203 216V217H205ZM112 217V216H111ZM20 218V217H19ZM22 218V217H21ZM24 218V217H23ZM109 218V217H108ZM124 218V219H123ZM196 218V217H195ZM203 219V218H200ZM248 219V218H247ZM250 219V218H249ZM27 220V224L29 223ZM226 220V219H224ZM251 220V219H250ZM22 221V220H21ZM110 221V219H109ZM205 221V220H202ZM201 221V222H202ZM252 221V220H251ZM218 222V221H217ZM254 222V221H253ZM264 222V221H263ZM164 223L167 224V222L164 221ZM170 223V222H169ZM233 223V222H232ZM149 224V223H148ZM174 224V223H173ZM203 224V223H202ZM257 224V223H256ZM5 225V224H4ZM10 225V224H9ZM156 225V224H155ZM168 225V224H167ZM172 225V224H171ZM259 225V224H258ZM23 226V225H22ZM129 228H128V227ZM147 226V225H145ZM248 226V225H246ZM29 227V230H30ZM151 227V226H150ZM157 226H155L156 228ZM249 227V226H248ZM247 227V228H248ZM262 227V226H261ZM152 228V227H151ZM149 229V228H147ZM25 231L27 230L24 229ZM249 230V229H247ZM24 231V232H25ZM118 231V232H117ZM185 231V230H184ZM259 231V230H258ZM28 232V231H27ZM139 232V235L137 237H134V234ZM168 232V231H167ZM181 232V231H179ZM255 232V231H254ZM35 233V232H34ZM177 233V231L175 232ZM183 233V232H182ZM188 233V232H187ZM195 233V232H194ZM224 233V232H223ZM226 233V232H225ZM224 233V234H225ZM245 233V232H244ZM22 234V233H21ZM20 234V235H21ZM26 234V233H25ZM166 234V232H165ZM169 234V233H168ZM174 235V233H172ZM171 234V237L173 236ZM180 234V233H179ZM227 234V233H226ZM263 234V233H261ZM29 235V234H28ZM120 235V234H119ZM137 235V234H136ZM189 235V234H188ZM245 235V234H243ZM242 235V236H243ZM18 236V235H17ZM33 236V235H32ZM36 236V235H35ZM110 236L116 241V245H113V242L111 241ZM176 236V235H175ZM187 236V235H186ZM218 236V235H217ZM256 236V235H255ZM37 237V236H36ZM184 237V236H183ZM190 237V236H189ZM188 237V238H189ZM244 237V236H243ZM243 237H241L243 239ZM250 237V236H249ZM31 238V237H30ZM34 238V237H33ZM187 238V240H188ZM195 238V237H194ZM231 238V237H230ZM251 238V237H250ZM249 238V239H250ZM257 238V237H256ZM254 238V239H256ZM26 239V237H25ZM29 239V238H28ZM219 239V238H218ZM217 239V240H218ZM254 239L252 240L254 242ZM17 240V239H16ZM31 240V239H30ZM171 242H175L177 239L173 236L171 238ZM185 240V239H184ZM198 240V239H197ZM163 241V240H162ZM169 241V240H168ZM191 241V240H190ZM189 241V242H190ZM193 241V240H192ZM142 244V246L137 245V243ZM161 242V241H160ZM188 242V243H189ZM238 242V241H237ZM18 243V242H17ZM20 243V241H19ZM24 243V242H23ZM26 243V240H25ZM32 243V242H31ZM34 243V241H33ZM168 243V242H167ZM170 243V242H169ZM186 243V242H185ZM196 243V242H194ZM262 243V242H261ZM22 244V243H21ZM27 244V243H26ZM203 244V243H202ZM206 244V243H205ZM210 244V243H209ZM251 244V243H250ZM8 245V244H7ZM17 245V244H16ZM19 245V244H18ZM17 245V246H18ZM29 245V244H27ZM149 245V244H148ZM172 246V244H171ZM206 246V245H205ZM255 245H253L254 247ZM260 246V245H258ZM21 247V246H20ZM126 247V246H125ZM160 247V246H158ZM181 243L178 245L174 246V251L172 254L176 255V258L174 262L172 260L170 261L171 263L168 264H217V259H211V258H205L202 256V253L200 252H195L196 250H186ZM189 247V246H188ZM257 247V246H256ZM255 247V248H256ZM27 248V247H26ZM25 248V249H26ZM201 248V247H200ZM205 248V247H204ZM203 248V250H204ZM210 248V246H209ZM259 248V247H258ZM194 249V248H193ZM206 249V248H205ZM12 250V249H11ZM22 250V249H21ZM21 250H17L18 252ZM201 250V249H199ZM208 250V249H207ZM223 250V249H222ZM251 250V249H250ZM8 251V250H7ZM172 251V250H171ZM254 251V250H253ZM10 252V251H9ZM163 252V251H162ZM206 252V250H204ZM255 252V251H254ZM2 253V252H1ZM15 253V252H14ZM24 253V252H23ZM22 253V254H23ZM212 253V252H211ZM243 253V252H242ZM249 253V252H248ZM251 253V251H250ZM256 253V252H255ZM16 254V253H15ZM14 254V255H15ZM142 254H145L143 257ZM205 254V253H203ZM241 254V253H240ZM24 255V254H23ZM243 255V254H242ZM7 256V255H6ZM215 256V255H214ZM229 256V255H228ZM227 256V257H228ZM239 256V255H238ZM237 256V257H238ZM248 256V255H247ZM246 256V257H247ZM222 257V256H221ZM236 257V256H235ZM245 257V258H246ZM18 258V257H17ZM23 258V256H22ZM220 258V257H218ZM229 258V257H228ZM263 258V257H262ZM132 260V261H129ZM230 259V258H229ZM239 259V258H238ZM220 260V259H219ZM218 260V261H219ZM240 260V259H239ZM238 260V261H239ZM248 260V259H246ZM252 260V259H251ZM261 260V259H260ZM263 261V259L261 260ZM260 261V262H261ZM166 262V261H165ZM221 262V261H220ZM241 262V261H240ZM247 262V261H246ZM245 262V263H246ZM250 262V261H249ZM16 263V262H15ZM20 263V262H19ZM25 263V262H24ZM227 263V262H225ZM234 263V262H233ZM238 263V262H237ZM236 263V264H237ZM259 263V262H257ZM240 264V263H239ZM244 264V263H243ZM260 264V263H259Z\"/></svg>",
	"mask_w": 264,
	"mask_h": 264
}]
</instances>
